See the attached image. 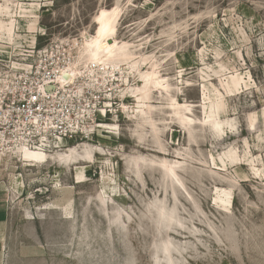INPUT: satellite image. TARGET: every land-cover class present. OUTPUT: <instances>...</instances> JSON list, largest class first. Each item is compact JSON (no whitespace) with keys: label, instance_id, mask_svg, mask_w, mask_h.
<instances>
[{"label":"rangeland","instance_id":"374dc122","mask_svg":"<svg viewBox=\"0 0 264 264\" xmlns=\"http://www.w3.org/2000/svg\"><path fill=\"white\" fill-rule=\"evenodd\" d=\"M115 7V37L137 66L105 69L86 51L97 17ZM0 19V98L41 64L44 75L74 70V90L111 105L89 121L90 139L36 145L53 154L101 146L81 163V182L78 164L24 165L15 149L23 143L10 149L0 134V264H264V0H0ZM151 66L170 84L151 91L160 140L131 112ZM237 74L244 81L231 91ZM209 85L226 99L221 131L204 122ZM176 100L192 108L191 132L174 115ZM106 123L113 133L98 131ZM135 156L149 160L137 170ZM165 159L181 162L179 177L165 175ZM222 190L229 207L216 200Z\"/></svg>","mask_w":264,"mask_h":264},{"label":"bare ground","instance_id":"6f19581e","mask_svg":"<svg viewBox=\"0 0 264 264\" xmlns=\"http://www.w3.org/2000/svg\"><path fill=\"white\" fill-rule=\"evenodd\" d=\"M117 18H118V8L115 7L112 10L104 9L101 11L99 16L97 17V21L100 24V27L97 31V34L92 36L89 40V43L86 46V51L93 62L100 63V65H104L103 68H110L111 66L115 67L117 64H126L132 63L137 66L138 61L136 60L135 54L130 50L126 43H120L116 39L117 32ZM1 21V19H0ZM114 40V42H110V40ZM100 66V67H102ZM77 73L74 70H67L63 72L61 75V80L63 83H73L76 79ZM144 84L142 87H137L134 92H137L133 96H137L138 101H144L142 104H137L136 106H132L131 112L136 114V116L140 119L139 124L141 127H145L149 125L152 127L157 139H161V134L163 130L157 126L156 122L152 118V110L155 107L150 104V100L152 98L151 91L152 87L155 90L161 89L162 93L165 91L169 93L170 84L165 82L160 78L158 73L155 70V67L151 66L145 72L141 74ZM244 81L242 74H237L229 77V82L227 86L231 91L237 90L240 86V83ZM210 96H205L204 100L210 103L209 106H206V117L204 122H211L212 125L218 129L222 130V116L226 114L227 111V103L226 99L222 95V93L218 92L212 85H209ZM154 90V91H155ZM133 92V93H134ZM206 95V94H205ZM125 105V104H124ZM174 115L178 118V120L185 126H187L191 132L192 124L195 119L190 117L187 112H191L192 108L186 104H180L177 100L173 103ZM192 106V105H191ZM131 107V106H130ZM129 109V108H128ZM102 113H106L103 109ZM251 121L253 125L261 126V121L259 119H255V116H251ZM99 127L105 128L107 131H103L98 129V131L103 133H113L112 130L117 128V125H109V124H100ZM195 137V136H194ZM64 140V139H63ZM16 145V144H15ZM19 145H16L18 147ZM80 148L82 150H80ZM14 149V148H13ZM19 152H21V160L24 161V165L27 166H36L38 164H43L48 162L50 159H58L65 164H78L76 166L77 170V182H81L84 180V170H86V163H91L94 160L95 154L99 151H103L104 149L101 146H97L92 143H85L82 146H73L65 151H56L57 153L53 154L54 151L50 149H46L41 146H29L26 144L20 145L19 148H15ZM163 149V148H162ZM165 149V148H164ZM231 153V152H230ZM230 153L227 152L225 156L227 158L230 157ZM219 159L225 163L223 155H219ZM149 159L144 156H135L131 159V167L134 166L135 169H139L141 165V161H148ZM214 162L216 163L215 157H213ZM213 162V161H212ZM81 163H85L84 165ZM161 164L164 168V173L166 176L173 178L179 177V169L181 168V162L176 161L172 162L168 159L162 160ZM13 172V171H12ZM86 172V171H85ZM14 179V172L12 174ZM19 187H24V181L19 182ZM222 195L218 194L216 200L226 207L230 205L231 192L222 190Z\"/></svg>","mask_w":264,"mask_h":264},{"label":"built area","instance_id":"2783aa9c","mask_svg":"<svg viewBox=\"0 0 264 264\" xmlns=\"http://www.w3.org/2000/svg\"><path fill=\"white\" fill-rule=\"evenodd\" d=\"M43 64V62H40ZM42 65L29 69L20 77L12 96L0 98L1 113H5L2 140L9 146L27 142L31 146L41 145L43 140L53 145L60 139L65 142L92 136L94 126L89 121L102 113L111 112V105L100 107V100L92 91L84 88L74 90L73 83H63L61 75L67 69L55 67L44 75ZM59 83V88L53 83ZM52 86V87H50Z\"/></svg>","mask_w":264,"mask_h":264}]
</instances>
